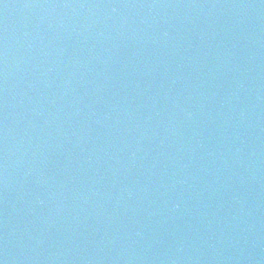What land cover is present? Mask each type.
<instances>
[{
	"label": "water",
	"instance_id": "obj_1",
	"mask_svg": "<svg viewBox=\"0 0 264 264\" xmlns=\"http://www.w3.org/2000/svg\"><path fill=\"white\" fill-rule=\"evenodd\" d=\"M0 264H264V0H0Z\"/></svg>",
	"mask_w": 264,
	"mask_h": 264
}]
</instances>
